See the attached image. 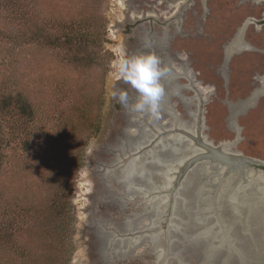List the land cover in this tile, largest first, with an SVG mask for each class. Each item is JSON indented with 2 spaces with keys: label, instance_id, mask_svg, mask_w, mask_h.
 Here are the masks:
<instances>
[{
  "label": "rangeland",
  "instance_id": "1",
  "mask_svg": "<svg viewBox=\"0 0 264 264\" xmlns=\"http://www.w3.org/2000/svg\"><path fill=\"white\" fill-rule=\"evenodd\" d=\"M78 25L97 41L81 52L63 45ZM241 29L243 44L227 54ZM166 31V42L150 39ZM147 51L168 59L186 86L187 99H172L177 114L159 111L161 127L195 130L201 108L207 139L216 146L237 140L233 150L264 173V0H0V264H108L100 236L86 231L88 211L96 203L103 218L120 225L122 217L115 184L110 202L97 200L109 187L96 166L120 165L152 132L141 124L138 133L129 131L138 121L113 98L123 88L135 98L122 78L123 62ZM176 88L167 84L164 92L176 95ZM22 102L30 113H22ZM231 106L239 134L229 126ZM261 202L245 213L246 239L254 230L252 206ZM137 210L133 202L125 206L126 214ZM195 233L188 242L210 236L207 229ZM175 235L168 264H199L187 251V260L181 255L187 248L178 228ZM254 237L264 243L262 232ZM143 239L121 264L157 263L160 251Z\"/></svg>",
  "mask_w": 264,
  "mask_h": 264
},
{
  "label": "water",
  "instance_id": "2",
  "mask_svg": "<svg viewBox=\"0 0 264 264\" xmlns=\"http://www.w3.org/2000/svg\"><path fill=\"white\" fill-rule=\"evenodd\" d=\"M178 78L179 77L175 74V80L177 82ZM175 85L177 86V94H169L168 103L173 109V112L177 114L175 103L172 102V99H187V97L183 94V90L186 86L181 84ZM163 87L166 86L163 85ZM203 112L204 110L200 108L198 125L195 130L183 132L182 127L179 129V127L176 126L178 132H183L182 135H178L182 141H172L173 136L168 135V130H164L159 124L160 134H158V137L162 138V144L158 147V150L156 148L157 144L154 140L156 138L151 140V136L157 132H154L151 127H148V116L146 117L142 115L146 120L138 117L137 120H135L138 121V124H135V127H131L130 129H135L138 133L139 127L137 125L141 124L142 128L145 129L147 127L152 131L150 136L147 138L145 137V141H135L133 143L134 147L132 151H127L125 156H121L120 159L123 162H121L120 165L112 168L96 166V168H98L97 176L100 178L103 186L109 187V194L99 195L97 200L103 199L110 202V199L114 194L115 184L117 187L115 188L117 193L114 197L118 200V206L121 210L119 220L122 217L129 219L131 222L139 218V216L145 214L151 215L152 212L158 210L159 216L156 220L158 222L152 223L153 226L146 227L142 230L136 229L124 232L121 228L116 227L117 223L100 216L95 203L88 211L90 215L89 223L91 226L88 227L86 231H93V233L100 236L103 245L104 242L108 244V242L114 243L115 241L122 239H127L130 243H133L138 237L162 231L164 237L163 241L161 240L163 243L161 246H164V250H166L164 256L166 259H169L172 255L170 252L172 239H170L169 231L171 226H173L172 220L175 218L179 220L178 214L179 212H182V209L186 208L187 211H190L188 216H190V219L193 222L189 225V229L193 230L195 225H204L208 222L211 223L215 217L222 212V209L234 210L236 205H234V202L230 203L229 199L231 197H236L238 193L239 195L237 197L242 194L253 197L259 189L257 188L258 185H261V187L264 186V173L261 170L250 166V164H254L255 162L246 159L240 153L233 150V147L236 146L237 140L232 143H221L216 146L213 142L207 139L206 135L203 134L205 129ZM143 132H140V134ZM155 136L157 137V134ZM196 139L197 145H195ZM149 147L153 148L155 153L160 154L161 161L157 164L152 160H149L146 156V151ZM130 161H134L139 169L145 170V174L146 171H149V174L144 175V180L139 176V174H141L140 172L133 175L132 178L128 177V165ZM156 165H159V168L156 169ZM206 165L213 167L214 172H207L205 170ZM196 167L198 169L197 174L194 172ZM173 172H177L176 179L171 182L172 184H167V176H170ZM160 176L165 178V181H162L159 178ZM195 177H197L196 182L194 181ZM230 178L233 179L232 183L226 184ZM193 181L195 183H193ZM223 183L224 185L222 186ZM148 184L153 189L160 188L161 192L159 193L157 189L150 191L151 187L148 189ZM166 191H168L170 197L167 200H161L163 196H165L164 193H166ZM159 194H161V198L160 196H157ZM263 194L264 189L261 191L259 197L262 198ZM219 198L223 200V203L219 202ZM132 202L138 205V210L126 214L125 206ZM252 208L253 214H251V218H253L255 222H252L251 224L254 226L255 231L257 229L264 230V203H258L257 206H252ZM197 215L201 218L200 221H197ZM206 216L209 218L208 220L205 218ZM246 216L247 215H245V217ZM159 220L162 221L161 225L159 224ZM242 220L243 223H245V219L243 218L241 221ZM171 230H173V228ZM255 244L257 247V243ZM99 249L102 250L103 247L100 246ZM158 249L159 248H154L155 251ZM191 250L193 249L187 247L185 251L181 252V255L184 257V252L187 251L193 258H196L197 254H192ZM225 251H227V248H225ZM229 251L231 252L226 256H230L229 258L232 257L231 264L232 259L238 261V264H240L239 258H241L245 264H264V252L257 253V248L255 251V247L249 248L244 243H242L241 246H238L235 243V251L230 249ZM135 252V249L131 248L124 257L112 253L105 259L108 264H121L123 261H130L135 255ZM178 253L180 254V252ZM187 261L191 264L190 259Z\"/></svg>",
  "mask_w": 264,
  "mask_h": 264
},
{
  "label": "bare ground",
  "instance_id": "3",
  "mask_svg": "<svg viewBox=\"0 0 264 264\" xmlns=\"http://www.w3.org/2000/svg\"><path fill=\"white\" fill-rule=\"evenodd\" d=\"M135 18H136V16H135ZM167 34H168V32L166 31L161 38H156V36L152 33L151 37L153 36L154 38L150 37V39L151 40L152 39L157 40V44H162L164 41L166 42ZM152 42L153 41H151V43ZM242 44H243V29H241L239 31V33L235 36V39L231 42V44L228 47H226V53L230 54V52L232 50L234 51V49L241 47ZM147 45H149V42L147 43ZM181 72L183 73L185 78H188V80H190V78H189L190 72L186 68H184L183 70L181 69ZM175 74L178 76V74L173 70V66H170L169 71L165 72L164 75L161 77V83L165 86L167 84H179L175 80ZM164 91H165V87H164ZM253 98H254V95L250 99H247V101L243 103V106L246 107L247 105L251 104ZM166 99H167V95H165V92H164V94L162 95V97L160 99V107H159L160 108L159 111H161L162 113H165L164 109H167V112H168V110L171 109V108H169L170 106L167 105ZM231 112L233 114H231V118L229 120V126L231 127V129L233 131H235L237 134H239L240 129L237 126V124L234 122V118H232L236 115V111L232 106H231ZM171 113H173V111ZM168 116H170L172 120L177 119L176 118L177 115L174 117H172L171 115H168ZM143 120H146V118L144 117ZM148 124H149V126H148L149 128L151 127V129L154 130V132H157L156 133L157 137L154 136V137H152V139L156 138L154 140L157 144L156 148L158 150V147H160L162 144L161 143L162 138L158 137L159 136L158 134H160V132H159V130L156 131L158 126L154 125L153 123H150V121H148ZM164 125H165V123L163 124V126ZM177 125H178V123H177ZM177 125L174 124L175 129L168 130V133H167L168 135L173 136L172 141H178V140L182 141V139L180 137H178V135H182V133L185 130L182 129L183 132H181V131L178 132V130L176 128ZM149 128L146 130L147 132H150ZM156 134H154V135H156ZM196 142H197V139L195 140V145H197ZM146 156L149 158V160H152L155 164H157L158 162L161 161V159H159L160 154L155 153L153 148L149 147V149L146 151ZM212 169H213V167H209L207 165L205 166V170L207 172L209 171L210 173H213L214 169L213 170ZM222 170H223V168H222ZM138 172L141 173V174H139V176L142 178V180L145 179L144 175L149 174V171L148 172L146 171V174H145V170L139 169L138 166L136 165V163H134V161H130L129 165H128V173H129L128 177L132 178V176L136 175ZM194 172L197 174V172H198L197 167L195 168ZM176 173L177 172H173L170 176L169 175L167 176V180H166L167 184H172L171 182H173L176 179ZM196 180H197V177L194 178L195 182H196ZM194 181H193V183H195ZM231 183L226 182V184H231ZM223 185H224V183L222 184V186ZM147 187L149 189L151 186L148 184ZM257 188H259V189L256 191V194L253 195V197L248 196V195L245 196L243 194L241 196L237 197L239 195V193H238V195L236 197H231L230 199L228 198L230 203L234 202V205H236L234 210L222 209L221 211L223 213L219 214V215H221V217L218 215L217 217H215V219L211 223L208 222V223H205L204 225H200V224L195 225L193 230L189 229V225L193 222L190 219V216H188V214H190V211H187L186 208L182 209V212H179V214H178L179 220L177 218L172 220L173 226H171V229L173 228V230L170 229V231H169L170 236H172L173 234H174V236H176L175 232L178 228V231L181 233V239L183 240V241H180L179 243H181L182 246H184L185 248L190 247L191 249H193V252L197 254L196 259L198 260L199 264H231V258L232 257L229 258L230 256H226V255H229V253L231 252V251H229V249L235 248V244H229V242H228V238H230L232 236L236 240L238 239V241H240V242H238V241L236 242V244L238 246H241V244L244 243L249 248L255 247V251L257 248V253H263L264 252V243H261L260 241L257 240V238H258L257 234L259 232H262V236H263L264 230L257 229L256 230L257 232H256L255 229L253 228L254 230L248 234L247 239L242 236L243 230H246L247 228L245 226L246 222L243 223V220L241 221V219L245 218V215H246L245 213L248 210L251 203H255L256 200L259 201L261 199H264V194H263L262 198L259 197L263 188L261 187V185H258ZM156 189L158 190L159 193L161 192L160 188H154L153 189L152 187L150 188V191L156 190ZM148 195H149V193H148ZM157 196H160V198H161V194H159ZM219 199H220L219 202L223 203L222 202L223 200H221V198H219ZM161 200H166V199L163 197ZM158 213H159L158 210L157 211L155 210L154 212L151 213V215L145 214V215L139 216V219L142 220L141 224L145 225L144 228L151 227V226H153L152 223L158 222V221H156L158 219V216H159ZM187 217H189V218H187ZM196 219H198L197 221H200L199 215L196 216ZM146 225H148V226H146ZM138 226L139 225H138V222H136V220H133L130 222V220L126 219V218H122L120 220V225H118V227L121 228L124 232H129V231H133L136 229L137 230L144 229V228H138ZM116 227H117V225H116ZM204 229H207V231L210 234V236H208L206 238V240L201 239V240H199V242H196V241L188 242V239L190 236H192V233L194 235V232H196L195 233V235H196V234H199V232H201ZM255 235L257 238L254 237ZM146 236H148V237H146ZM143 237H144V239H143L144 244L146 246L150 244L152 248H155V249L159 248L157 251H160V253L158 252L160 256L157 259L156 264H168L170 259H166V257L164 256L166 250H164V246H161V244H163L161 242V240L163 241V237H164V233L162 231L157 232V233H149V235L147 234L145 236L138 237L134 240L133 243H130L129 240H127V239L117 240L114 243L108 242V244L104 242V247L102 250V256H104L105 258H108L113 253L115 255H119V256L124 257V256H126V254L129 252V250L131 248H134L136 251V248L138 246L137 243L139 242V239L143 238ZM254 242L257 243V245H258L257 247H256V244ZM197 244H200V246ZM155 246H158V247H155ZM225 248H227V251H225ZM181 263L183 264V261L182 262L180 261V263H178V264H181ZM239 263H241L240 258H239ZM232 264H238V261H234V259H232Z\"/></svg>",
  "mask_w": 264,
  "mask_h": 264
},
{
  "label": "clouds",
  "instance_id": "4",
  "mask_svg": "<svg viewBox=\"0 0 264 264\" xmlns=\"http://www.w3.org/2000/svg\"><path fill=\"white\" fill-rule=\"evenodd\" d=\"M167 71L169 68L162 64L161 57L151 51L126 58L122 66V78L136 95L133 99L128 88H123L113 93L114 100L125 111L157 116L160 99L164 94L161 77Z\"/></svg>",
  "mask_w": 264,
  "mask_h": 264
},
{
  "label": "trees",
  "instance_id": "5",
  "mask_svg": "<svg viewBox=\"0 0 264 264\" xmlns=\"http://www.w3.org/2000/svg\"><path fill=\"white\" fill-rule=\"evenodd\" d=\"M87 28H84L83 26H71L69 28V33L66 34V38L63 42L64 46H69L70 50H86L87 47H89L90 44L97 42L95 39H93V35L89 34L88 31H86ZM20 108L22 109V113H30V106L27 103L22 102L20 103ZM28 109V112H27Z\"/></svg>",
  "mask_w": 264,
  "mask_h": 264
},
{
  "label": "flooded vegetation",
  "instance_id": "6",
  "mask_svg": "<svg viewBox=\"0 0 264 264\" xmlns=\"http://www.w3.org/2000/svg\"><path fill=\"white\" fill-rule=\"evenodd\" d=\"M151 33H152V32H151ZM168 55H169L170 58H171V57L174 58V56H176V54H174V55L172 56L171 54H169V52H168ZM162 64L165 65V66L167 65V67L172 66L171 63H168V59H167V61H164V63H162ZM165 95H166V94H165ZM167 99H168V96H167ZM167 99H166V103H167L168 106H170L169 103H168V101H167ZM159 109H160V108H159ZM131 115H132L131 118L137 120V118H138L137 116H138V115L142 116V115H144V114H137V113H136L135 118H134V115H135V114H132V113H131ZM140 116H139V117H140ZM145 116L147 117L148 115H145ZM157 116H158V115H157ZM157 116H155V117H154L155 119H152V121H154V122H156V123L158 122V123H157L158 128H157L156 130H159V124H160V121H161V119H160L159 117H162V116H159L158 118H157ZM149 119H150V116L147 118V120H149Z\"/></svg>",
  "mask_w": 264,
  "mask_h": 264
}]
</instances>
